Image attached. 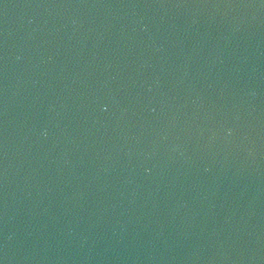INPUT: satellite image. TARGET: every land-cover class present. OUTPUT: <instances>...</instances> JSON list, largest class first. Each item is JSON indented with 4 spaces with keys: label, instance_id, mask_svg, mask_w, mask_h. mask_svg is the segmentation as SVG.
<instances>
[{
    "label": "water",
    "instance_id": "1",
    "mask_svg": "<svg viewBox=\"0 0 264 264\" xmlns=\"http://www.w3.org/2000/svg\"><path fill=\"white\" fill-rule=\"evenodd\" d=\"M0 264H264V0H0Z\"/></svg>",
    "mask_w": 264,
    "mask_h": 264
}]
</instances>
